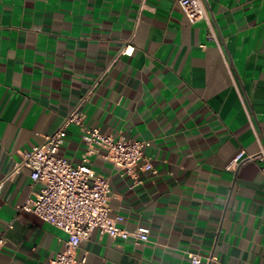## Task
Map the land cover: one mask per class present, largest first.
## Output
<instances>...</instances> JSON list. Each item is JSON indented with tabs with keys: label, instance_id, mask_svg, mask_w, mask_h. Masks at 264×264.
Masks as SVG:
<instances>
[{
	"label": "crops",
	"instance_id": "crops-1",
	"mask_svg": "<svg viewBox=\"0 0 264 264\" xmlns=\"http://www.w3.org/2000/svg\"><path fill=\"white\" fill-rule=\"evenodd\" d=\"M203 2L219 45L178 0H144L136 26L142 0H0V264H50L62 249L65 232L19 209L37 185L15 165L103 72L84 125L148 140L156 172L124 174L100 148L89 165L109 177L118 225L150 234L135 243L95 228L84 264H193L189 253L264 264V172L247 159L227 169L264 148V0ZM129 40L132 53H119ZM66 130L59 154L80 163L82 132Z\"/></svg>",
	"mask_w": 264,
	"mask_h": 264
},
{
	"label": "built area",
	"instance_id": "built-area-1",
	"mask_svg": "<svg viewBox=\"0 0 264 264\" xmlns=\"http://www.w3.org/2000/svg\"><path fill=\"white\" fill-rule=\"evenodd\" d=\"M178 2L191 24L201 19L207 21L208 37L219 45L203 0H178ZM144 6L142 0L135 26ZM132 50L133 46L129 40L119 53L130 55ZM104 73L97 77L93 86L76 102L60 127L46 135L42 143L33 144L25 150L21 160L15 165V170L20 167L28 168L32 185H37V188L32 190L33 196L23 202L19 209L34 213L67 235L62 249L55 254L50 264H84L85 258L79 257L77 252L81 242L88 239L95 228L112 238H132L135 243L149 240L148 226L138 225L133 229H127L118 225L121 216L111 215L108 204L109 177L95 174L89 165L88 156L100 148L102 158L112 162L124 174H135L137 170L156 172L151 162L143 155V148L149 145L148 140L131 139L124 135L115 137L101 131L99 127L88 128L84 125L80 110L82 103L88 99L94 85ZM70 124L79 127L86 146L80 163H73L59 154V149L67 136V126ZM246 159L258 161L264 172V148L256 153L240 150L228 163L227 169H233L241 160ZM134 179L138 182L136 176ZM4 242L0 237V248ZM189 258L193 264H200L203 261L208 264L215 259L212 255L201 257L193 253H189Z\"/></svg>",
	"mask_w": 264,
	"mask_h": 264
}]
</instances>
